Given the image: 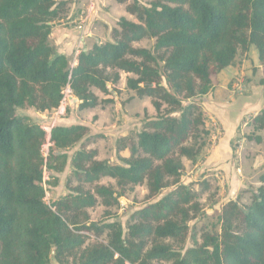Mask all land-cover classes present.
Returning a JSON list of instances; mask_svg holds the SVG:
<instances>
[{"label":"trees","instance_id":"trees-1","mask_svg":"<svg viewBox=\"0 0 264 264\" xmlns=\"http://www.w3.org/2000/svg\"><path fill=\"white\" fill-rule=\"evenodd\" d=\"M116 1L134 19L120 17L110 39L80 51L74 64L50 42L68 1L0 0V264H49L52 257L59 264H264V173L250 203L229 200L220 231L199 237L189 222L202 213L200 194L181 180L185 159L195 162L210 136L197 98L240 50L255 46L264 65V0ZM146 38L154 39L152 49L136 45ZM122 72L131 75L128 88L153 99L157 115L120 140L118 149L130 150L120 163L88 148L87 125H55L48 133L17 113L57 110L67 87L80 109L95 108L109 100L94 89L111 94L108 84L117 90ZM250 125L264 130V109ZM77 145L70 192L47 204L45 169L63 171ZM139 185L148 198L170 190L134 211L126 231L118 220L91 221L90 209L114 207L127 187Z\"/></svg>","mask_w":264,"mask_h":264},{"label":"rangeland","instance_id":"rangeland-1","mask_svg":"<svg viewBox=\"0 0 264 264\" xmlns=\"http://www.w3.org/2000/svg\"><path fill=\"white\" fill-rule=\"evenodd\" d=\"M66 1L68 2L62 18H67L71 13H77V15L82 14L83 11L86 13L91 4H96L93 18L87 22L94 31V36H92L94 42L96 39V42L109 40L110 30L117 25L120 17L134 19V16L127 12L126 4L116 0ZM150 1L152 0H140L143 4H148ZM128 2H132V0H128ZM93 43L91 41L90 44ZM136 45L152 49L154 39L146 38ZM128 76L131 75L122 72L121 80L116 85L117 90H114L113 86L109 84V89L112 90L111 94L106 95L94 89L100 99L109 100L101 102L95 108L80 109L78 101L75 102L71 98L70 101L63 102L57 110L40 112L33 107L26 106L18 108L17 113L29 116L44 127L51 125L52 121L55 123L54 125L86 124L89 127V132L84 141L88 148L96 149L98 151L97 158L101 160L120 163L126 152L124 149H118L120 140L126 136H134L141 130L144 121L157 115L151 97H139L135 91L127 87ZM216 89L221 95L224 94L222 104L216 103L212 106L215 110L214 114L220 121L207 112L210 119L207 124L210 136H205L206 145L195 162L185 159V171L181 178L183 183L190 185L200 194L202 213L189 222L191 233L197 232L198 237L202 230L219 232V215L222 207L229 200H238L243 204L250 203L252 196L261 185L259 176L264 173V136L261 137V142H256L255 137L260 130L255 131L250 124H247L251 121L253 112L245 114L236 129L233 124L240 109L244 108L243 101L253 97L254 102L259 95L264 94V65L259 61L255 46H252L248 52L240 50L234 63L216 75L211 90L215 91ZM227 90L229 95L225 94ZM198 102L204 109V100L200 99ZM249 136L253 139H249ZM218 145L219 150L214 154L212 149ZM77 149H79V145L68 152L69 159L63 171L45 169L43 183L46 189L45 201L47 204H52L56 199L70 192L66 187V182L72 170L71 158ZM48 150L49 147L45 145L43 147L45 155H48ZM211 151L213 153L210 155L211 160L229 155L227 162L232 164V167L231 165L226 168L209 167L207 160ZM234 174H238L240 179L238 184L232 183ZM101 183L116 186V182L112 178H104ZM117 190L120 191L118 188ZM169 190L170 188L165 189L156 198H148L145 185L129 186L125 189L124 195L119 197L118 205L108 208L103 204H98L90 209L91 221L100 223L118 220L122 222L126 231L127 223L134 211L150 201L159 199ZM108 211L111 215H107ZM191 245V234H189L185 247ZM49 264L59 263L52 257Z\"/></svg>","mask_w":264,"mask_h":264},{"label":"crops","instance_id":"crops-1","mask_svg":"<svg viewBox=\"0 0 264 264\" xmlns=\"http://www.w3.org/2000/svg\"><path fill=\"white\" fill-rule=\"evenodd\" d=\"M93 6L96 7V4H94ZM86 13H84V11L82 14H78V15H77V13H75V14L71 13L67 18L63 17V18L58 19L57 21H55L53 23L52 32L50 34V42L55 47L56 51L58 53L65 54L66 56L73 58L74 64H76V62H77L76 58H77V55L80 53V51L90 49L92 47V45L97 41V39L95 42L92 40L93 39L92 36H94V31L92 30L91 26L88 25L87 22L86 23L84 22V16L86 15ZM83 14H85V15H83ZM92 18H93V11H91L89 21ZM82 24H83V28H84L83 30L79 29V25H82ZM109 39H110V36H109ZM91 41H92V43L93 42L94 43L90 44ZM225 94L229 95V91L227 90V92ZM216 95H217V97H215ZM223 95L218 93V89H216L215 91L211 90L208 94L203 95L202 97L197 98V99H198V101L200 99H203L204 100L203 107H204V110L206 111V113L209 112L211 115L216 117V115L214 114L215 110L212 108V106L215 105L216 103L220 104L221 101L223 100ZM252 98L243 101L244 108H241L239 114L235 117L236 121L233 123L234 129L237 128V126H238L237 124L241 121L242 117L245 114H247L248 112H250V113L253 112L252 113V114H254L252 116V118H253L262 109H264V94L259 95L258 98L254 102H253ZM78 103H80V102L78 101ZM206 103H207V106H206ZM247 124H250V121L247 122ZM84 125H86V124H84ZM64 126H68V125H64ZM234 133H235V131H234ZM258 135L260 137H263L264 136V130H260L258 132ZM125 150H126V152L124 153L125 155L123 158H128L130 156V150L129 149H125ZM218 150H219V145L214 147V149H212V151H214V154ZM212 151L210 152V154L208 156V160H207L209 167L216 166L219 168H226L229 165H231V167H232V164H229V162H227L228 157L230 155V148H229V152H228L229 155H227L224 158H219V159H214V160H211V158H210V155L213 154ZM239 182H240V179L238 177V174H234V176L232 178V183L238 184Z\"/></svg>","mask_w":264,"mask_h":264},{"label":"built area","instance_id":"built-area-1","mask_svg":"<svg viewBox=\"0 0 264 264\" xmlns=\"http://www.w3.org/2000/svg\"><path fill=\"white\" fill-rule=\"evenodd\" d=\"M94 8H95V7L93 6V4H91V6L89 7L88 12H87L86 15L84 16V22H85V23L89 21V17H90L91 11H93ZM79 29H82V30L84 29V28H83V24H82V25H79ZM72 97H73V96L71 95V90H70L69 87H67L66 90L64 91V98H63V100H62V103H63V102H66L67 100L70 101ZM62 103H61V104H62ZM54 124H55V123L52 121L51 125H49V126H47V127L42 126V128H43L45 131H47L48 133H50L51 130H52V128L55 126ZM45 145H47V147H50L51 144H50V143H47V144H45ZM45 145H44L43 147H45ZM43 147H42V153H43V155H44L45 157H47L48 155H45V154H44ZM48 152H49V150H48ZM48 152H47V154H48Z\"/></svg>","mask_w":264,"mask_h":264},{"label":"water","instance_id":"water-1","mask_svg":"<svg viewBox=\"0 0 264 264\" xmlns=\"http://www.w3.org/2000/svg\"><path fill=\"white\" fill-rule=\"evenodd\" d=\"M109 85V84H108ZM110 91H112L111 89H110ZM72 99H73V101H75V102H77L78 101V99L77 98H74V97H72Z\"/></svg>","mask_w":264,"mask_h":264}]
</instances>
